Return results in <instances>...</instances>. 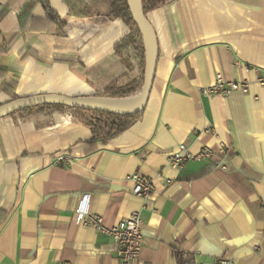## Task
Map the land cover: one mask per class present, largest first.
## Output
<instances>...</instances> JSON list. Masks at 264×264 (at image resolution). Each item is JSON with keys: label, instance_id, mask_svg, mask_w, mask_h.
Listing matches in <instances>:
<instances>
[{"label": "crops", "instance_id": "obj_1", "mask_svg": "<svg viewBox=\"0 0 264 264\" xmlns=\"http://www.w3.org/2000/svg\"><path fill=\"white\" fill-rule=\"evenodd\" d=\"M108 0H0V106L38 95L93 97L138 84L130 30ZM158 47L136 122L106 143L59 113L0 119V264H118L110 237L75 224L88 196L106 228L140 213L135 264H264V0H170L147 13ZM217 75L247 94L206 95ZM184 144L212 157L179 170ZM67 155V165L54 158ZM131 174L150 178L147 199ZM169 182L166 183V182Z\"/></svg>", "mask_w": 264, "mask_h": 264}, {"label": "built area", "instance_id": "obj_2", "mask_svg": "<svg viewBox=\"0 0 264 264\" xmlns=\"http://www.w3.org/2000/svg\"><path fill=\"white\" fill-rule=\"evenodd\" d=\"M255 84L264 87V73L255 80ZM250 83L247 81H226L222 76L215 77L214 84L202 90L203 94L228 95L232 92L247 94ZM212 157V152L203 148L198 154L192 155L184 144H180L168 157V167L174 171L183 168L192 161H201ZM71 162L67 155H59L54 158V163L67 165ZM132 183L131 194L140 199H147L153 191V182L150 178L139 174H131L126 177ZM166 183L169 184L167 181ZM88 196H84L73 212L74 223L83 228H92L96 232L104 233L110 237L116 248L118 264H135L142 249L141 220L138 211H132L127 218L117 225L106 228L102 219L89 212L87 207ZM220 264H228L221 261Z\"/></svg>", "mask_w": 264, "mask_h": 264}, {"label": "trees", "instance_id": "obj_3", "mask_svg": "<svg viewBox=\"0 0 264 264\" xmlns=\"http://www.w3.org/2000/svg\"><path fill=\"white\" fill-rule=\"evenodd\" d=\"M169 1L170 0H140V5L146 16L148 12L166 5ZM108 3L109 19L121 20L130 30L129 35L115 46L116 51L130 46L139 57L143 69L144 57L142 40L137 25L127 7L126 0H108ZM141 85L142 79L138 84L130 83L124 86L111 85L97 91L92 98L107 101H129L139 96ZM40 112H56L66 120L74 121L75 123L86 127L91 133L92 143H106L117 137L132 126L141 114L117 115L61 105H41L20 110L11 115L18 114L29 116L32 113Z\"/></svg>", "mask_w": 264, "mask_h": 264}, {"label": "water", "instance_id": "obj_4", "mask_svg": "<svg viewBox=\"0 0 264 264\" xmlns=\"http://www.w3.org/2000/svg\"><path fill=\"white\" fill-rule=\"evenodd\" d=\"M126 4L137 25L143 46L144 67L142 85L138 97L129 101H107L92 97L38 95L20 98L0 106V119L17 111L41 105H61L117 115L142 113L148 101L153 83L158 58V47L155 32L143 13L140 0H126Z\"/></svg>", "mask_w": 264, "mask_h": 264}]
</instances>
